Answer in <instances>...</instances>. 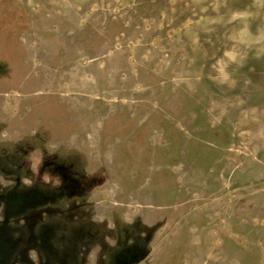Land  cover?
<instances>
[{
  "label": "rangeland",
  "instance_id": "obj_1",
  "mask_svg": "<svg viewBox=\"0 0 264 264\" xmlns=\"http://www.w3.org/2000/svg\"><path fill=\"white\" fill-rule=\"evenodd\" d=\"M254 0H0V264H264V58L214 65Z\"/></svg>",
  "mask_w": 264,
  "mask_h": 264
},
{
  "label": "clouds",
  "instance_id": "obj_2",
  "mask_svg": "<svg viewBox=\"0 0 264 264\" xmlns=\"http://www.w3.org/2000/svg\"><path fill=\"white\" fill-rule=\"evenodd\" d=\"M254 7L264 9V0H254ZM252 17L247 12L234 11L228 18V22L241 21L243 27L236 34L235 42L246 51L229 49L224 52L223 58L214 65L216 82L221 85L232 86L234 84L233 73L229 69L232 66L242 68L248 60V53H253L256 59L264 58V29L258 28L255 33L250 29L248 21Z\"/></svg>",
  "mask_w": 264,
  "mask_h": 264
}]
</instances>
